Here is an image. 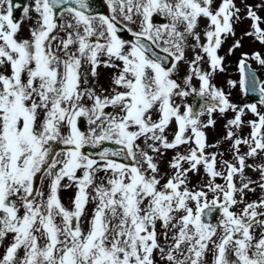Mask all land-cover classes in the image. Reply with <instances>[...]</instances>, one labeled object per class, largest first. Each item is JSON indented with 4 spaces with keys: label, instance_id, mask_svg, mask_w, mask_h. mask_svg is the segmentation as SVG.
Masks as SVG:
<instances>
[{
    "label": "snow or ice",
    "instance_id": "snow-or-ice-1",
    "mask_svg": "<svg viewBox=\"0 0 264 264\" xmlns=\"http://www.w3.org/2000/svg\"><path fill=\"white\" fill-rule=\"evenodd\" d=\"M13 3L0 264H264V0Z\"/></svg>",
    "mask_w": 264,
    "mask_h": 264
},
{
    "label": "rangeland",
    "instance_id": "rangeland-1",
    "mask_svg": "<svg viewBox=\"0 0 264 264\" xmlns=\"http://www.w3.org/2000/svg\"><path fill=\"white\" fill-rule=\"evenodd\" d=\"M249 2H251V0H249ZM237 3H239V0H237ZM243 27H246V22L237 26V35H238V36H239V34H240V29L243 28ZM21 33H24L23 35H26V34H25V31L23 30V28H22ZM227 46H228V45L225 44V48H226ZM256 47H258V45H254V44H252L251 41H250L248 38H245L244 41H243V48L237 50V52H236L233 56L227 58V60H228V59H229V60H228V61L226 60L227 62L225 61V63H226L227 66H228V73H226V74H227L228 76H230V78L238 79V77L235 76L236 73L238 74L237 70H236V73H235V68H234V61H235V60L230 59V58H234V59H236L237 56H238L239 51L251 50V49L256 48ZM221 54H223V49L221 50ZM229 61H230V63H229ZM252 66H253L254 68H256L258 72H260V73H262V74L264 75V69L259 68L254 62H253V64H252ZM99 70H100V72H101V79H102V80L105 79V78L107 77V74H108V72L110 71L109 69H106V68H100ZM238 76H239V75H238ZM221 81H222V77L218 76L217 79H216V83H217L218 85H220V84H221ZM232 99H233L234 101H243V102H248V100H250V99L245 98V97L243 96V94H241V93L239 92L238 86H237V88H236L235 90H233V92H232ZM249 115H250V114H249ZM220 131H221V120L218 118V119H217V126H216V133L218 134ZM208 139H209V141H212V140L214 139V134L211 132V130H209V136H208ZM225 147H226V146H225ZM71 194H72V190H71V189H68V192L65 193V197H66L67 201H63V202H64L66 205L68 204V199H69V197L71 196ZM250 196H251V194H250Z\"/></svg>",
    "mask_w": 264,
    "mask_h": 264
},
{
    "label": "water",
    "instance_id": "water-1",
    "mask_svg": "<svg viewBox=\"0 0 264 264\" xmlns=\"http://www.w3.org/2000/svg\"><path fill=\"white\" fill-rule=\"evenodd\" d=\"M91 4L94 10H97L103 5V0H91Z\"/></svg>",
    "mask_w": 264,
    "mask_h": 264
}]
</instances>
